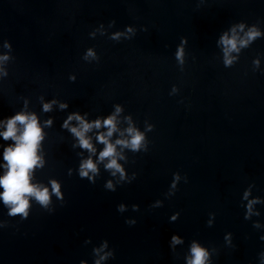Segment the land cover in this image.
I'll return each mask as SVG.
<instances>
[{"label": "water", "instance_id": "water-1", "mask_svg": "<svg viewBox=\"0 0 264 264\" xmlns=\"http://www.w3.org/2000/svg\"><path fill=\"white\" fill-rule=\"evenodd\" d=\"M241 20L264 27V0H0V48L9 40L15 57L0 80V118L19 110L23 97L41 120L55 117L46 129L47 163L36 179L60 180L65 194L63 205L54 198L55 212L34 204L24 221L8 217L0 205V220L8 221L0 229V264H92V247L104 239L116 249L108 264H183L192 239L219 249L215 264H258L264 233L252 221L264 223V205H257L260 217L245 220L240 199L249 184L253 195L264 197V73L251 64L264 53V39L231 68L223 66L215 44L221 31ZM101 23L109 33L129 24L137 33L120 42L99 33L90 38ZM181 37L188 40L183 65L174 55ZM93 46L99 64L82 60ZM173 85L177 91L169 95ZM41 95L67 101L69 109L43 113ZM115 103L141 128L147 119L155 129L147 153L126 152V167L137 178L111 192L103 187L110 178L103 165L95 184L68 175L80 149H72L60 125L68 111H87L94 119ZM176 171L187 174L188 183L181 181L176 195L165 199ZM156 199L163 207L150 208ZM121 202L129 205L123 214ZM133 203L140 211L131 210ZM176 211L180 218L170 223ZM210 212L216 213L212 227ZM127 217L137 224H125ZM226 232L233 233L235 247L225 246ZM173 233L185 238L176 254L168 245ZM88 238L92 244L85 245Z\"/></svg>", "mask_w": 264, "mask_h": 264}, {"label": "clouds", "instance_id": "clouds-1", "mask_svg": "<svg viewBox=\"0 0 264 264\" xmlns=\"http://www.w3.org/2000/svg\"><path fill=\"white\" fill-rule=\"evenodd\" d=\"M116 21L109 22V27H114ZM146 30V29H145ZM107 36L108 39L116 42L131 40L137 33L134 25H126L123 30L108 32L105 25L101 23L94 28L89 37L95 39L97 34ZM259 39H264V27L260 23H248L241 20L232 23L218 35L215 44L220 50L222 64L225 68H231L240 61L242 53L251 48ZM188 40L181 37L176 46L175 59L183 65L185 63L186 46ZM100 55L96 48L88 47L82 56V60L92 64L100 63ZM15 60L12 43L5 39L0 48V80L9 76V65ZM264 53H258L252 59V71L264 73L262 68ZM68 79L75 82V73L69 74ZM177 91L175 85L172 87L174 94ZM40 111L52 113L54 110L67 111L69 103L57 97L46 99L43 95L39 97ZM183 102V101H181ZM31 100L23 97L22 107L13 114L0 118V205L6 209L8 217H19L20 221L27 220L31 215L33 205H38L48 213L55 212L51 207L53 200L65 202L62 182L50 178L45 184L36 179L37 170L43 169L47 163L44 150L47 139L46 129L53 127L55 117L49 116L41 120L40 115L29 110ZM125 107L121 103H115L113 110L105 115H97L90 119L89 112L68 111L60 127L66 130L71 138L73 150L80 149L76 155L79 158L78 166L69 168L67 173L72 176L74 173L80 179H87L95 184L101 176V165L109 177L103 187L115 192L119 186L131 184L137 173L129 174L126 165L129 163V156L132 154L147 153L150 149L148 133L155 129V125L147 119L143 122V128L137 124L131 113L124 115ZM126 125V126H122ZM98 145H102L99 148ZM87 153V155H85ZM183 181L188 183L187 174L181 175L179 171L172 173V179L168 190L164 193L165 199H170L179 191V185ZM255 185L249 184L242 192L240 204L244 209V219L252 220L253 217H260L261 211L257 205H264V197L253 195L252 189ZM164 200L156 199L149 205L156 209L163 207ZM133 212L140 211V205L133 203ZM129 205L121 202L117 205V211L121 214L127 212ZM179 211L169 217V222L174 223L180 218ZM207 226L212 227L215 223L216 213L208 214ZM125 224L135 226V217L125 218ZM253 227L264 233V223L259 219L252 221ZM8 226L7 220H0V229ZM226 247H235L233 244V233L224 234ZM264 241V234L259 237ZM85 245L92 244L91 238L84 241ZM169 249L176 254L177 247L185 245V238L179 233H173L168 240ZM219 249L215 246H208L198 239H192L184 252L183 264H215L214 257L218 256ZM116 258V249L110 246L107 239L102 240L98 245L92 247V264H108ZM79 264H89L87 259H81ZM258 264H264V250L258 253Z\"/></svg>", "mask_w": 264, "mask_h": 264}]
</instances>
